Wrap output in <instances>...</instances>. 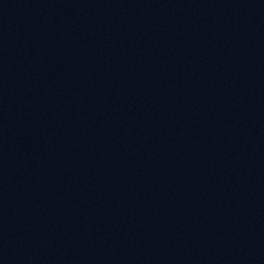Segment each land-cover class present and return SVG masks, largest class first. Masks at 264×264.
I'll return each mask as SVG.
<instances>
[{
    "label": "water",
    "instance_id": "1",
    "mask_svg": "<svg viewBox=\"0 0 264 264\" xmlns=\"http://www.w3.org/2000/svg\"><path fill=\"white\" fill-rule=\"evenodd\" d=\"M0 264H264V0H0Z\"/></svg>",
    "mask_w": 264,
    "mask_h": 264
}]
</instances>
